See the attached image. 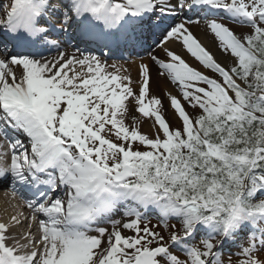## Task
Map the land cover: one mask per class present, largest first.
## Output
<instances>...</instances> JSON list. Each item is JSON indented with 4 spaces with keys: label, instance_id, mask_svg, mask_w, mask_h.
Wrapping results in <instances>:
<instances>
[{
    "label": "snow or ice",
    "instance_id": "1",
    "mask_svg": "<svg viewBox=\"0 0 264 264\" xmlns=\"http://www.w3.org/2000/svg\"><path fill=\"white\" fill-rule=\"evenodd\" d=\"M0 189V264H264V0H2Z\"/></svg>",
    "mask_w": 264,
    "mask_h": 264
},
{
    "label": "rangeland",
    "instance_id": "2",
    "mask_svg": "<svg viewBox=\"0 0 264 264\" xmlns=\"http://www.w3.org/2000/svg\"><path fill=\"white\" fill-rule=\"evenodd\" d=\"M208 43H210L211 44V41H210V39L208 38ZM209 45V44H208ZM211 47V46H210ZM215 49V48H214ZM212 50H213V48H212ZM214 52L216 51V49L215 50H213ZM194 63V62H193ZM168 85V84H167ZM167 85H166V83H162V85H161V87L162 88H165V89H167L170 85H168V87H167ZM165 103H167V101H165ZM142 130L143 131H145V132H148V131H150V122H145V123H143L142 124ZM154 223H155V221H153Z\"/></svg>",
    "mask_w": 264,
    "mask_h": 264
},
{
    "label": "bare ground",
    "instance_id": "3",
    "mask_svg": "<svg viewBox=\"0 0 264 264\" xmlns=\"http://www.w3.org/2000/svg\"><path fill=\"white\" fill-rule=\"evenodd\" d=\"M197 32H198V34H199V30H197ZM204 40H205V43H207V44H209V46H211V44L210 43H208V38H204ZM172 47H177L176 45H172ZM213 50H215L214 48H213ZM132 71H133V74H135V66H132ZM167 85V84H166ZM167 87H168V85H167ZM170 87V86H169ZM168 87V88H169ZM4 199H5V194H1L0 193V208H3L4 207Z\"/></svg>",
    "mask_w": 264,
    "mask_h": 264
}]
</instances>
